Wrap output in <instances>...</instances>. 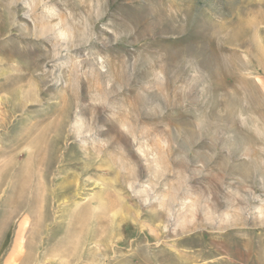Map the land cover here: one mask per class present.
<instances>
[{"label":"rangeland","instance_id":"rangeland-1","mask_svg":"<svg viewBox=\"0 0 264 264\" xmlns=\"http://www.w3.org/2000/svg\"><path fill=\"white\" fill-rule=\"evenodd\" d=\"M0 264H264V0H0Z\"/></svg>","mask_w":264,"mask_h":264}]
</instances>
